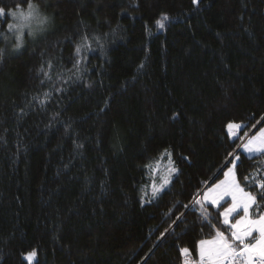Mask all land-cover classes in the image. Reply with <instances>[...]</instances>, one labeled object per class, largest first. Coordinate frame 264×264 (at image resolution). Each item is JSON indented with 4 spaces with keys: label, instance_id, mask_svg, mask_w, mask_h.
<instances>
[{
    "label": "trees",
    "instance_id": "trees-1",
    "mask_svg": "<svg viewBox=\"0 0 264 264\" xmlns=\"http://www.w3.org/2000/svg\"><path fill=\"white\" fill-rule=\"evenodd\" d=\"M30 2L47 17L31 34L0 17V264H182L227 234L200 198L229 153L264 212L243 179L264 154L237 148L264 127V0Z\"/></svg>",
    "mask_w": 264,
    "mask_h": 264
},
{
    "label": "snow or ice",
    "instance_id": "snow-or-ice-1",
    "mask_svg": "<svg viewBox=\"0 0 264 264\" xmlns=\"http://www.w3.org/2000/svg\"><path fill=\"white\" fill-rule=\"evenodd\" d=\"M26 2L27 11L20 5H17L16 10H6L0 7V17L10 15L16 21V23L7 25L8 30L19 32L21 36L25 28H28L31 34L34 24L43 26L47 23V17L39 15L36 5L30 0H26ZM193 3H198V0H193ZM167 19V16H163L161 20L157 21V24L163 28L164 21ZM97 39L99 38L97 37ZM87 40V36H84V47H89ZM15 47L18 49L21 44L17 43ZM80 51L81 45H77L76 54L79 55ZM2 55L3 50H0V56ZM45 75L47 76V73ZM45 95L47 96V94ZM244 127L246 125L242 123L230 122L227 125L228 133L233 138H237L239 130ZM244 137H248L247 132L244 133ZM244 137L239 138L243 140ZM237 148L247 153L248 158H252L256 154H264V127L260 128L255 135L248 137L246 142L237 145ZM229 155L232 156V159L227 161L225 167L229 164L231 167H227V171L223 172L225 178L214 184L203 195V199L211 205L218 209L223 207V211L219 215L222 217V226H226L227 234L219 228H214L215 235L211 239L199 241V264H264V212H259L261 205L257 202L256 195L246 191L237 178V161L240 160V157L233 153H229ZM145 167H151V165H145ZM243 179L248 184L254 183L258 187L261 199H264V179H259L255 175L245 176ZM167 183L168 180L164 179L159 188L153 184L152 196L155 197ZM195 203L201 202L195 201ZM224 204H227V207H224ZM254 206L255 218L250 212ZM202 215L206 218L208 216L207 211L203 208ZM179 251L184 257L183 264H191L190 250L182 248ZM35 255V251L29 252L26 254V259L31 261Z\"/></svg>",
    "mask_w": 264,
    "mask_h": 264
},
{
    "label": "rangeland",
    "instance_id": "rangeland-1",
    "mask_svg": "<svg viewBox=\"0 0 264 264\" xmlns=\"http://www.w3.org/2000/svg\"><path fill=\"white\" fill-rule=\"evenodd\" d=\"M232 123H241V122H232ZM243 124V123H242ZM262 128V127H261ZM260 129V128H259ZM259 129L257 130V131H255L254 133H252V131L250 132V133H248V137H250V136H253V135H255L256 133H258V131H259ZM239 133H240V130H239V132H238V135H239ZM238 135H237V137H238ZM231 137V136H230ZM248 137H244L243 138V140L241 141V143L240 144H242V143H244V142H246V140L248 139ZM231 138H233V137H231ZM243 151V150H242ZM244 152V151H243ZM245 153V152H244ZM245 154H247V153H245ZM248 155V154H247ZM256 155H258V154H256ZM228 167H231V165H229ZM172 170V169H171ZM171 170L170 169H165V170H163V171H161L160 172V174H157L156 176L158 177V179H160L159 180V184H157V186L156 187H158L159 188V186L162 184V182L164 181V179H167L168 180V183L166 184V185H164V187L160 190V191H162L168 184H169V182H170V180L172 179V174H171ZM174 171H176V168H175V170ZM173 171V172H174ZM225 171H227V167H226V169L224 170V172ZM225 177H224V175H222L220 178H218L217 180H215L213 183H211L209 186H207L204 190H203V192H202V194H201V198H200V201L203 203V204H205V205H208V204H210L209 202H207V201H205L204 199H203V195H204V193L205 192H207V190L209 189V188H211L214 184H216V183H218L220 180H223ZM159 191V192H160ZM230 202V201H229ZM223 203V202H222ZM211 205V204H210ZM214 206V205H213ZM224 207H227V204H224L223 205ZM216 207V206H215ZM217 208V207H216ZM223 211V207L221 208V212ZM250 212H252V209H250ZM238 218V217H237ZM253 218H255V216L253 215ZM233 222H234V220H233ZM195 256V255H194ZM197 257L199 258V255H197ZM34 259H35V257H33V259L31 260V261H29L31 264H33V261H34Z\"/></svg>",
    "mask_w": 264,
    "mask_h": 264
},
{
    "label": "built area",
    "instance_id": "built-area-1",
    "mask_svg": "<svg viewBox=\"0 0 264 264\" xmlns=\"http://www.w3.org/2000/svg\"><path fill=\"white\" fill-rule=\"evenodd\" d=\"M189 260H190L191 264H199V258L197 256L190 254ZM182 264H183V262H182Z\"/></svg>",
    "mask_w": 264,
    "mask_h": 264
},
{
    "label": "crops",
    "instance_id": "crops-1",
    "mask_svg": "<svg viewBox=\"0 0 264 264\" xmlns=\"http://www.w3.org/2000/svg\"><path fill=\"white\" fill-rule=\"evenodd\" d=\"M211 239V238H209ZM197 255H199V243H198V247H197Z\"/></svg>",
    "mask_w": 264,
    "mask_h": 264
}]
</instances>
